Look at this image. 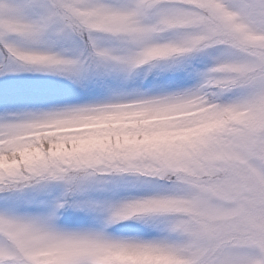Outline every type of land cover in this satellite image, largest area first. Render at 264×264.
I'll list each match as a JSON object with an SVG mask.
<instances>
[{
  "label": "snow or ice",
  "instance_id": "6c2138e0",
  "mask_svg": "<svg viewBox=\"0 0 264 264\" xmlns=\"http://www.w3.org/2000/svg\"><path fill=\"white\" fill-rule=\"evenodd\" d=\"M0 264H264V0H0Z\"/></svg>",
  "mask_w": 264,
  "mask_h": 264
}]
</instances>
